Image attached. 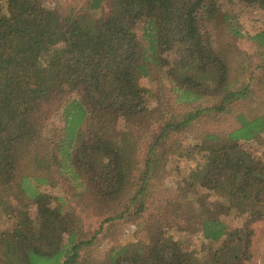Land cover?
<instances>
[{"label":"trees","instance_id":"trees-1","mask_svg":"<svg viewBox=\"0 0 264 264\" xmlns=\"http://www.w3.org/2000/svg\"><path fill=\"white\" fill-rule=\"evenodd\" d=\"M64 1L0 0V218L17 217L0 232V264L251 260L264 161L241 142L264 133V29L248 36L249 55L233 48L243 33L220 0ZM239 1L264 13V0ZM210 25H221L222 48ZM190 140L202 162L169 183L168 163ZM58 175L85 215L101 217L97 230L82 227L62 193L40 190ZM227 216L241 219L229 226ZM118 221L135 223L139 237L96 258L103 225ZM195 234L198 251L185 237Z\"/></svg>","mask_w":264,"mask_h":264},{"label":"rangeland","instance_id":"rangeland-1","mask_svg":"<svg viewBox=\"0 0 264 264\" xmlns=\"http://www.w3.org/2000/svg\"><path fill=\"white\" fill-rule=\"evenodd\" d=\"M64 5L70 4V5H76L79 6L84 1L83 0H65ZM221 9L223 11H226L227 13H230L232 15V21L233 24H237L239 30L241 33H243L242 38H238L235 41L234 49H237L241 52H245L246 54L253 55L256 52V46L255 44L249 40L248 36L254 34L257 31H260L264 29V13L254 8L253 6H249L245 3L240 2L239 0H220L219 1ZM221 25H217L216 28L213 25H210V28L208 26V29L210 33L213 36L214 41H217V44L219 47L222 48L224 45L226 38L223 37V35H220L217 30L220 29ZM142 23H139L135 27V31L142 33L141 31ZM216 45V43H215ZM140 85L151 90H155L157 87V82L151 81L149 78H143L140 80ZM165 94L167 93V90L163 91ZM146 105L148 107H153L155 105L154 98L150 97L146 101ZM213 112H211V115ZM228 119L226 121H221L219 116H215L216 120H220L219 127H229L230 126V116H226ZM47 127V129L44 131L43 137L46 140V137L52 136V128L53 130L55 127H61V118L60 115L53 118ZM51 129V131H49ZM42 140L40 147H44L46 145V141ZM190 144L188 145V142L185 141L186 147L184 148V154L179 156L177 159H174L168 163V170H170L169 175H167V181L171 183L172 181L178 180L182 177L187 176L192 170H194L199 163H201L200 155L196 152V154L193 151V147L195 146V143L193 140L189 141ZM47 144H49L47 142ZM188 145V146H187ZM241 147L243 149H246L248 153L254 155L255 157L262 159L264 161V133L261 135L260 141H249V142H241ZM191 150V151H188ZM49 175H52L49 173ZM52 178L51 182H53V175L50 176ZM166 181V182H167ZM55 185L51 186L49 188L48 185H42L40 187V190L42 192L50 191L53 194H63V197L66 198V202L73 206L78 213V216L82 220V227L85 230H97L101 221V217L96 216L93 211H91L90 216L88 217L85 215L84 212H87L85 210V207H83L84 199L80 198L78 195L73 196V192H67L63 186H67L68 179L63 178V176L58 175V180L56 181ZM71 182V181H70ZM72 183V182H71ZM78 190H81L78 188ZM8 200L12 203L15 212L20 210V205H17L14 203L15 200L9 199ZM28 213L32 216H35L34 210L31 208L27 209ZM89 213V212H88ZM8 215V214H7ZM7 215H4L3 218H0V232L5 229H10L13 224L16 222L17 217L14 216V212L10 213L8 217ZM145 216V214H144ZM143 217L141 219V223H144L147 221V219ZM241 218L227 216L225 220L228 222L229 226H235L237 223H239ZM256 229V237H255V243L253 246V257L251 260L245 262L244 264H264V222L263 223H256L254 225ZM167 233L171 234L175 238H180L181 236H184L181 233H178L177 231L168 228ZM140 233L137 232L135 223L131 221H118L115 223H106L103 225L102 232L99 233V245L94 250L93 254L96 258L103 257V253H105L109 248L111 247H118L120 245H124L128 243L129 241H133L137 237H139ZM186 239H190L191 241V248L198 251L200 248V238L195 234L193 237L189 238L185 235ZM188 243V242H187ZM213 247H217L216 244H213ZM200 256V254H198Z\"/></svg>","mask_w":264,"mask_h":264}]
</instances>
